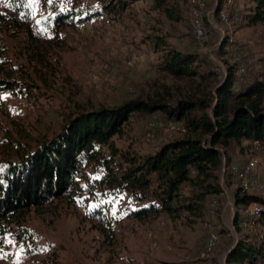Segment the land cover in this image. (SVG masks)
<instances>
[{"label": "trees", "instance_id": "obj_1", "mask_svg": "<svg viewBox=\"0 0 264 264\" xmlns=\"http://www.w3.org/2000/svg\"><path fill=\"white\" fill-rule=\"evenodd\" d=\"M29 1L0 0V94L31 96L38 87L23 60L44 64L47 52L42 49L52 38L64 40L60 32L65 25H80L104 14L118 19L130 9L129 2L117 0L83 17L75 10H58L52 0H33L37 8L49 6L56 11L36 24ZM153 1L168 19L182 20L179 3L187 0ZM250 1L255 7L247 18L237 5L232 12L242 16L240 24L264 23V0ZM222 8L219 0L216 17ZM37 29L42 38L35 35ZM190 38L196 48L192 33ZM6 39L23 41L21 52L14 54L21 60L11 57ZM151 46L163 54L148 90L113 106L70 112L57 131L35 145L12 140L8 156L0 158V247L10 234L30 241L27 222L32 211L39 213L58 202L80 205L86 219L111 243L120 235L113 220L114 201L124 195L136 204L132 211L125 208L126 219L141 224L160 217L174 224L187 215L193 225L206 220L216 207L223 211L224 186L231 189L235 180L239 184L236 169L244 165L240 160L264 156V53L258 61L262 68H256L254 55L250 53L248 59L238 46L244 57L234 61L223 42L216 52L222 70L198 48L180 49L164 36L153 37ZM154 115L166 124H181L184 131L147 153L118 144L127 135L132 117ZM234 195L238 209L234 224L242 233L246 207L264 200L243 192L240 185ZM261 223L264 231V212ZM219 233L225 236L228 231L219 229ZM227 262L264 264V240L255 235L241 239Z\"/></svg>", "mask_w": 264, "mask_h": 264}, {"label": "rangeland", "instance_id": "obj_2", "mask_svg": "<svg viewBox=\"0 0 264 264\" xmlns=\"http://www.w3.org/2000/svg\"><path fill=\"white\" fill-rule=\"evenodd\" d=\"M52 1L60 10V0ZM116 1L76 0V6L86 11V16H91L94 11H102L103 5L113 4ZM123 1L129 2L130 9L124 12L122 18L115 19L109 14H104L86 22L101 24L95 30V35L87 34L85 29L81 31L82 27L77 28L85 23L65 25L60 32L64 40L52 38L46 43V48L42 49L41 52H47L44 64L29 65L27 60H23L27 66L25 71L27 70L38 88L34 89L28 98L16 97L7 92L0 94V158L8 156L13 141L21 140L35 145L36 141L44 136H51L61 126L65 115L70 112L113 106L136 96L142 90H148L149 81L156 76L154 68L157 59L163 54L156 52L151 46L153 37L164 36L170 44L180 49L197 48L190 38L192 28L187 1L179 3L182 15V20L179 22L168 19L162 11L155 17L141 15L133 7V2L136 0ZM152 3L154 4L153 0ZM215 3V0H211L209 10H213ZM29 5L36 24L41 20L46 22L56 14V11L49 6L43 9L37 8L33 0L29 1ZM237 7L246 17L250 15L255 5L250 0H237ZM215 14L214 20L224 29L225 34L234 31V42L242 48L244 56L249 59L251 53L256 58V68H262L258 61L264 53V23L250 25L245 21L232 31L228 30L227 26L224 27L225 25ZM35 35L38 38L43 37L40 29L36 30ZM210 37L209 47L202 54L213 60V57L217 58V45L223 34L220 30L213 29ZM22 42L6 39L11 57L15 61L16 56L21 60V57L14 54L21 52ZM49 43L51 45H48ZM138 65H142V69H138ZM223 67L224 65L221 67L222 70ZM93 77H97V80L95 81ZM154 123L158 126L154 133V139L157 141L164 135L163 128L166 125L164 119L159 115L146 118L134 116L126 126L127 135L118 140V144L122 147L132 145L137 152H149L153 148V141H149L146 137L151 129L150 125ZM252 158L259 160L256 175L262 189L250 195L264 200V156H248L241 159L240 163L245 164ZM220 179L224 185L222 174ZM238 186L236 180L231 189L224 186L229 195L222 201L223 211L219 213L218 207L214 208L204 221L192 225L186 218L187 215H183L180 221L172 224L163 217L168 223L164 232H160L159 220L142 225L156 230L159 249L168 250L167 253L171 257L186 250L192 255L190 260H195L208 240L206 222L212 223L220 230L225 229L228 233L235 227L234 220L238 209L234 194ZM119 200V198L115 200L113 206L115 228L120 232L114 243L106 239L96 229V225L86 219L85 211L80 205L69 207L66 202H58L39 213L32 211L27 222L30 241L20 240L11 234L6 236L5 245L0 247V264H6L8 255L14 256L16 264H186L183 262H188L189 259H168L174 262H167L164 261L166 259L161 257L159 259L158 256L152 262L145 260L141 248L143 238L137 235L130 225L125 229L120 225L126 219L127 213L125 208L119 207ZM170 233L177 238L170 237ZM237 235L239 237L237 241L228 234L224 236L225 245L216 252L213 264H228L227 256L231 253L229 251L235 248L244 236L243 232H237ZM125 237L132 238L133 241L127 243Z\"/></svg>", "mask_w": 264, "mask_h": 264}, {"label": "built area", "instance_id": "obj_3", "mask_svg": "<svg viewBox=\"0 0 264 264\" xmlns=\"http://www.w3.org/2000/svg\"><path fill=\"white\" fill-rule=\"evenodd\" d=\"M189 4V19L192 28V34L194 36L195 42L197 44L198 51L203 53L209 47V43L211 40V30L218 29L222 32L223 37L221 41L218 43L226 42L227 44V56L232 58L234 61H239L244 57L238 45L234 42L233 38V30L237 27L238 24L243 22L242 16L237 12L233 13L232 9L236 7V0H223V8L219 12V20L220 22L227 26L228 30H232L230 34H225L223 28L214 20V12L216 8V3L219 5V0H215V6L213 10H209V5L211 0H187ZM133 7L139 12V14H143L144 16H157L161 14V9L156 8L152 3V0H136L133 2ZM60 10H75L82 13V16H86V11L77 8L76 0H60ZM218 10V7H217ZM210 25L211 29L208 27ZM101 24L99 22H89L83 25L78 26L77 28L81 31L86 30L87 34L95 35L96 29ZM114 25V24H113ZM217 45V46H218ZM220 65V64H219ZM222 67V64L220 65ZM138 69H142V65H138ZM224 69V67H223ZM241 73H245V69H241ZM96 81L97 77H93ZM151 129L147 134V139L152 140L153 147L157 146L161 143L169 142V140L173 139L175 136L182 134L184 131L183 126L178 123H169L166 124L163 128L164 135L160 136L157 141H155L154 133L157 131V123L150 125ZM156 130V131H155ZM259 164V160L257 158L250 159L246 164L236 169V173L238 175L239 185L242 188L243 192L248 194L252 192H260L262 187L259 182V179L256 175L257 166ZM216 201L213 202L212 206L216 205ZM119 207L128 208L129 211L135 209L136 204L131 202L127 196H122L118 202ZM264 212V204L259 202H254L246 207L243 213L242 227H243V239L247 238L250 235H255L260 240H264V231L261 223V219L263 217ZM165 218L160 217L159 219V229L166 228ZM131 228L135 230L137 235L143 238V244L141 245L143 255L145 260L152 262L156 254L160 248V244L158 242L156 236V230L152 228L144 227L140 222L136 220L131 221ZM205 228L208 232V240L205 244L204 249L199 254L197 261L200 264H213V260L215 258V254L218 250L222 249L225 245L224 236L219 233V229L210 222H206ZM229 237L235 238L238 240L237 230L233 227L229 230ZM145 243V244H144ZM6 264H16L15 258L13 255H8L6 258ZM120 264V263H118Z\"/></svg>", "mask_w": 264, "mask_h": 264}, {"label": "crops", "instance_id": "obj_4", "mask_svg": "<svg viewBox=\"0 0 264 264\" xmlns=\"http://www.w3.org/2000/svg\"><path fill=\"white\" fill-rule=\"evenodd\" d=\"M225 195H226V197H227V195H229L228 191H226V190H225ZM131 221L132 220L124 219V221H122L120 223V225H122V227H124V229H125V228H127V226L131 225ZM222 222H223V224L225 223V211L222 213ZM166 229H167V227L165 229H160V232H164ZM171 235L172 234L170 233V237L175 239L176 236H171ZM132 241H133L132 238L125 237V242L131 243ZM167 251L168 250H165V249H159L157 254H156L155 259L157 258V256L159 257V259H160V257L163 258V259H166L164 261H167V262H174V261H170L168 259H189L188 262H183V263H186V264H200L199 261H197V259L190 260L192 255L190 253H188L186 250L183 253L178 252L176 255H173L172 257L167 253ZM132 259H138V257H136V258L132 257ZM136 261H138V260H136ZM179 261H183V260H179Z\"/></svg>", "mask_w": 264, "mask_h": 264}, {"label": "water", "instance_id": "obj_5", "mask_svg": "<svg viewBox=\"0 0 264 264\" xmlns=\"http://www.w3.org/2000/svg\"><path fill=\"white\" fill-rule=\"evenodd\" d=\"M217 4H218V2L216 3V8H215L214 12H217V7H218ZM221 45H222V43H220V44L217 46V48H219ZM213 60H215L216 62H219L220 64H222L218 59H216V58H214V57H213ZM222 65H223V64H222ZM233 249H234V248H233ZM233 249H231V250L229 251V253L232 252Z\"/></svg>", "mask_w": 264, "mask_h": 264}]
</instances>
